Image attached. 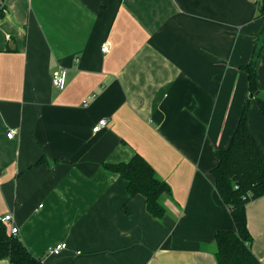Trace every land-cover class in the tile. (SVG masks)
I'll return each instance as SVG.
<instances>
[{
  "label": "crops",
  "instance_id": "obj_1",
  "mask_svg": "<svg viewBox=\"0 0 264 264\" xmlns=\"http://www.w3.org/2000/svg\"><path fill=\"white\" fill-rule=\"evenodd\" d=\"M258 1L0 0V216L13 215L34 255L45 264L215 260L216 232L236 225L212 168L250 96L241 66L264 26ZM249 125L264 151L256 98ZM136 152L171 185L162 219L103 166ZM247 216L264 263V195Z\"/></svg>",
  "mask_w": 264,
  "mask_h": 264
},
{
  "label": "trees",
  "instance_id": "obj_2",
  "mask_svg": "<svg viewBox=\"0 0 264 264\" xmlns=\"http://www.w3.org/2000/svg\"><path fill=\"white\" fill-rule=\"evenodd\" d=\"M5 1V0H2ZM259 15L264 19V0H259ZM7 7L0 2V16ZM264 26L259 33L252 60L241 67L248 74L249 98L239 117L236 129L228 147L217 150L218 162L212 168L215 186L223 201L229 207L235 221V229H219L215 235V260L211 264H264L252 249L253 235L249 229L247 204L264 195V151L249 125V111L252 98L259 102L264 114V92L260 89L257 62L262 52ZM46 161L42 157L37 163ZM103 166L119 173L126 180L129 198L142 194L146 199L148 212L162 219L167 208L162 197L172 193L170 183L159 176L154 166L136 152L128 161L104 162ZM127 210L131 208L126 204ZM0 259L13 264H45L34 255L22 237L9 231L0 216Z\"/></svg>",
  "mask_w": 264,
  "mask_h": 264
},
{
  "label": "built area",
  "instance_id": "obj_3",
  "mask_svg": "<svg viewBox=\"0 0 264 264\" xmlns=\"http://www.w3.org/2000/svg\"><path fill=\"white\" fill-rule=\"evenodd\" d=\"M103 51H109L110 50V42H105L102 46ZM53 84L58 89L65 88L67 84V70L64 67H61L57 69L53 74ZM108 119L102 118L98 121V123L94 126L93 130L98 131L105 127L107 125ZM15 133V129H11L8 132V136L12 137ZM1 219L3 222H5L10 227V232L13 234L19 233V226L14 223L13 215L11 213L5 214L1 216ZM68 246V243L66 241L57 243L54 245L50 252L54 254H59L61 251H63Z\"/></svg>",
  "mask_w": 264,
  "mask_h": 264
}]
</instances>
